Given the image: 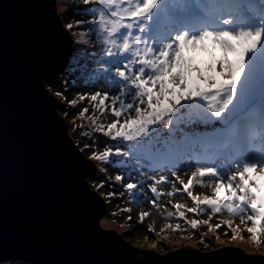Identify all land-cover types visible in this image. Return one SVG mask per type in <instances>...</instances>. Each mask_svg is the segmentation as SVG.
<instances>
[{
  "label": "snow or ice",
  "instance_id": "1",
  "mask_svg": "<svg viewBox=\"0 0 264 264\" xmlns=\"http://www.w3.org/2000/svg\"><path fill=\"white\" fill-rule=\"evenodd\" d=\"M71 7L87 16L65 25L80 29L75 43L102 52L91 66L87 56L76 59L77 70L107 89L68 103L75 107L87 99L93 111L86 116L89 108L81 109L78 127L85 129L83 121H90L92 132L124 145L92 151L89 159L125 167L134 161L139 166L134 170L151 181L153 206L162 207L157 199L162 195L186 194L192 206L170 200L175 211L169 216L184 219L186 212L209 211L211 219L226 211L239 217L252 246L259 247L264 237V0H72ZM107 115L110 123H98ZM193 125L213 127L200 136L184 131ZM182 168L187 182L179 174ZM114 180L123 183L125 176ZM165 185L171 190L164 192ZM103 187L102 182L97 190ZM195 187L212 195L201 198ZM123 188L135 195L143 181L129 180ZM105 195L111 199L117 193ZM149 214L142 211L141 222ZM189 223L196 229L201 221ZM226 223L231 228V221ZM232 231L236 239L241 229Z\"/></svg>",
  "mask_w": 264,
  "mask_h": 264
},
{
  "label": "water",
  "instance_id": "2",
  "mask_svg": "<svg viewBox=\"0 0 264 264\" xmlns=\"http://www.w3.org/2000/svg\"><path fill=\"white\" fill-rule=\"evenodd\" d=\"M68 23L60 0H0V261L264 264V252L235 245L166 250L102 220L106 199L88 180L96 162L46 82L69 63Z\"/></svg>",
  "mask_w": 264,
  "mask_h": 264
},
{
  "label": "rangeland",
  "instance_id": "3",
  "mask_svg": "<svg viewBox=\"0 0 264 264\" xmlns=\"http://www.w3.org/2000/svg\"><path fill=\"white\" fill-rule=\"evenodd\" d=\"M60 2L67 17V20L69 22L73 18V16L68 14L69 11H67V9L68 6L69 7L71 6L72 0H60ZM68 16L70 18H68ZM75 30L77 31L78 29H73L72 32ZM75 41L76 40H74L73 43L76 48L85 47L84 45L76 44ZM46 82L47 84H49L48 81ZM95 87L101 88V90H103V88L100 85L99 87H97L95 82L92 81L90 78L86 82H83L81 79L80 82L78 81L77 84H74L72 86L73 90L80 89L84 93H90L95 91ZM72 88L65 89V86H61V89H64L66 91L65 94L71 92ZM74 99L75 97L72 98V100ZM78 104L75 107H72L68 104L65 108H63V110L66 111V113H64L65 114L64 117L70 123L69 127L76 141L77 142L80 141L82 144L84 143L91 144L93 148L96 149V151H103L106 146L104 145L102 146L99 144L98 142L99 135H97V132H92L90 121L87 120L83 121V123H86L88 125L87 128L81 129L80 127H78L79 125H81L82 121L76 115L78 112L77 109L78 108L83 109L84 107H88L91 108V110L93 111L92 107L89 105V101L85 99L84 101H80ZM70 109L72 110L73 113L70 112L71 111ZM91 110L86 114V116L92 114ZM69 119L72 121L70 122ZM102 120L104 121L105 119H103L102 117ZM111 120L112 117L110 115V117L106 119V121L104 122L98 121V123L107 124L110 123ZM83 131H88L90 135L88 137L83 136L82 135ZM106 144L107 147H113V148L116 146L124 147V145L118 144V142L112 141L110 139L108 141L106 140ZM119 159L122 158L113 157V161ZM128 163L129 161L126 162L127 166L125 167V166L117 165L115 163L102 164L96 161V167L95 169L90 171L89 175H92V173L94 172V177H95L93 181L94 187L97 188V185L101 184L102 182L104 184V187L101 188L100 191H102L103 196L106 199V204L108 209L106 215L103 217L102 220L110 224L116 225L118 227H121V229L124 231V233L127 235L129 239L142 242L145 244H149L152 246H156L159 248H163L166 250H173L178 247L195 248L200 246L203 248H208L206 249L208 251L210 249H215L220 246L234 244L235 246L241 247L243 249H249L256 252H264V237L261 238L262 243L259 245V247H253L249 239V234L246 231H243L245 225L240 224L239 217H233L229 215L226 211L220 214L212 215L211 219H209V216L211 215L209 211H205L202 214H192L186 212L185 218L188 220H186L185 218L178 219L175 215L169 216L168 215L169 211H175L172 208V204L169 203L170 200L172 201L173 204L176 202H180L187 204L189 207L192 206V202L189 198H187L186 194L184 196H181L180 194H176L173 197L162 195L159 198H157L158 204L162 205V207L153 206L149 201L154 199V197L147 188V185L151 183V181L148 180L146 176L138 175L139 173L134 170L136 167L132 166L135 163H133L132 165H128ZM134 166H138V165L135 164ZM126 168L131 170V173H135L134 174L135 176L133 177L129 175V173L125 171ZM183 172L184 169L182 168L179 174L182 176L185 182H187V177L183 175ZM118 174H123L125 176V180L123 181V183H127L129 180H133V182L143 181V188L141 191L142 195H136V194L134 195L127 193L123 188V183H117L113 179ZM154 174L155 173L152 172L147 173L148 176ZM110 186L113 187L111 188ZM170 190H171L170 185H165L163 188L164 192ZM111 191L117 193V196L109 199L105 194ZM193 192L194 194H200L201 198H203L204 195H209V196L212 195L211 190L207 188L195 187L193 189ZM121 193H123V195H120ZM120 199L122 201H125L124 205L126 208L123 207L124 205L118 204ZM130 200L135 201L134 205L130 203ZM123 208L131 209L130 212L132 213V217H133L132 222H130V220L127 219H126L127 221H125L123 217V212L124 213H130V212L121 211V209ZM142 211H147L150 214L147 217H145L141 222L140 213ZM181 211H184V209H181ZM159 212L161 214H158ZM193 219L201 221V223L197 226L196 229L191 228V225L189 223ZM205 221H207V223H205ZM228 221H231V228L228 226V223H226ZM177 224L180 225L179 229L176 228ZM217 224H220L221 226L217 228L216 227ZM248 226L251 225L249 224ZM237 227H239L241 231L239 235L236 237V239H233L232 229H235Z\"/></svg>",
  "mask_w": 264,
  "mask_h": 264
},
{
  "label": "trees",
  "instance_id": "4",
  "mask_svg": "<svg viewBox=\"0 0 264 264\" xmlns=\"http://www.w3.org/2000/svg\"><path fill=\"white\" fill-rule=\"evenodd\" d=\"M70 7L68 6V9H67V11H69L68 14L73 16L76 19H81L83 14L81 13L80 8H83V5H81L80 8H77V9H76V7H71V8ZM68 18H70V17L68 16ZM83 18H87V16L83 15ZM79 31H80V29H78L77 31L76 30L73 31V33H74L73 34L74 37L72 36L74 38L73 40H77V38H78L77 32H79ZM93 39H95V38L93 37ZM100 55H102V52H101L99 46L98 47H94L92 45H88L87 47L85 46L84 48H79V47L76 48L74 46L72 56L70 55V61H69L68 66L65 69L60 70L57 74H54L52 77L46 79V81H48V83H49V84H47V86L49 87L50 91L54 95L58 91L63 92V97L55 95L56 97H58V109L61 111V114L63 116H65L64 113H66V111L63 110V108H65L69 104L68 101H71L73 97H75V99H76L79 94H83L84 93L80 89L73 90L72 86L74 84H77L78 81L80 82L81 79H82L83 82H86L89 79V77L87 75H82L77 70L76 59L84 58L85 56H87L88 59H89L90 66H91L92 64H96V62L98 61ZM93 57H95V59H93ZM97 66H98V64H97ZM92 81L95 82L97 87H99V85H100L103 88V90L107 89V86L104 83H102L101 81H99V80H92ZM61 86H65V89L66 88H70V89L72 88V90H71V92L65 94L66 91L64 89H61ZM97 90H101V88H96L95 87V91H97ZM78 105H81V104H78ZM89 109L91 110V108H89ZM77 111H78L77 112V114H78L81 111V108H78ZM70 112H72V110ZM109 117H110V115H107L106 118L103 117V119H105L104 121H106V119H108ZM69 121L71 122L72 120L69 119ZM99 121L104 122L102 120V117L100 118ZM181 127H184V126L181 125ZM212 127L213 126H204V125L195 126V125H193L191 128H184V131L187 132V133L192 134L193 130H194V134L196 136H200L201 134H206V133L210 132L212 130ZM215 127H219V125H215ZM97 135H99V137H98L99 144L102 145V146L103 145L107 146L106 140L108 141L109 138L104 136L101 133H98V132H97ZM178 135H179V133H178ZM77 143L80 145V148L82 149L83 152H85L86 156H88V157L90 156L89 153H91L92 151H96V149L93 148V146L91 144H88V145H91L90 148L85 149L84 148L85 143L82 144L80 141L77 142ZM133 163H135V162L129 160L128 165H132ZM134 165L135 164H133L132 166L133 167H139V166H134ZM125 171L127 173H130L131 176H133V177L135 176L134 175L135 173H131V170L126 168ZM141 171H144V169L141 170ZM95 173H97V172H95ZM136 175H137V173H136ZM138 175H140V174H138ZM94 178L95 177H94V172H93L92 175H89V177H88V180L90 181L91 185H93V183H94L93 182ZM110 187L112 188L113 186H110ZM111 192H113V191H111ZM136 195H142L141 190H137V194ZM134 202H135L134 200H130V203L133 204V205H134ZM118 204L119 205H124L125 201H122L120 199ZM123 207H125V205ZM158 214H161V213L159 212ZM129 216L131 217V219H128ZM123 217H124L125 221H127V220H130V222L133 221V217H132V213L131 212L130 213H124L123 212ZM186 220H188V219H186ZM118 231H120V230H118ZM122 235H124V234H122ZM230 245H234V244H230ZM195 248L200 249L201 251H205L206 249H208V248H203V247H200V246L199 247H195ZM0 264H38V263L30 262V261H27L26 259H17L16 258V259H12V260H9V261L0 262Z\"/></svg>",
  "mask_w": 264,
  "mask_h": 264
},
{
  "label": "bare ground",
  "instance_id": "5",
  "mask_svg": "<svg viewBox=\"0 0 264 264\" xmlns=\"http://www.w3.org/2000/svg\"><path fill=\"white\" fill-rule=\"evenodd\" d=\"M251 242V241H250Z\"/></svg>",
  "mask_w": 264,
  "mask_h": 264
}]
</instances>
